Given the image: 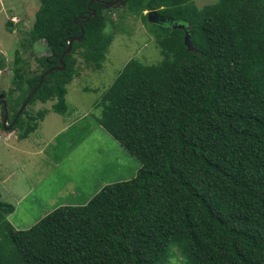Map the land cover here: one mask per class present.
Instances as JSON below:
<instances>
[{"label":"trees","instance_id":"trees-1","mask_svg":"<svg viewBox=\"0 0 264 264\" xmlns=\"http://www.w3.org/2000/svg\"><path fill=\"white\" fill-rule=\"evenodd\" d=\"M39 1L22 44L44 40L48 54L29 75L16 52L10 122L29 96L65 114L78 57L100 69L114 37L100 1ZM121 2L144 23L150 11L161 18L149 25L162 60H130L98 103L99 125L140 167L27 230L8 222L14 207L0 200V264H264V0ZM22 115L19 139L38 126L25 109L12 129Z\"/></svg>","mask_w":264,"mask_h":264},{"label":"rangeland","instance_id":"rangeland-1","mask_svg":"<svg viewBox=\"0 0 264 264\" xmlns=\"http://www.w3.org/2000/svg\"><path fill=\"white\" fill-rule=\"evenodd\" d=\"M214 1L194 0L198 7ZM39 6V0H0V57L4 61L0 94L13 89L17 51L22 60L19 65L29 75L38 67L37 58L48 54L44 40L31 48L22 44ZM106 9L111 11L105 31H113V41L100 69L87 67L78 57L79 75L66 86L67 112H52L56 100L28 104L25 109L36 117L38 126L26 140L18 138L26 116H21L14 129H2L3 120L0 124V200L14 207L6 217L16 230L31 228L58 207L87 203L105 185L131 179L140 167L99 125L98 103L130 60L154 65L162 56L148 18L144 23L124 5ZM13 121L9 116L7 125ZM6 141L10 143L5 147ZM171 264L182 263L174 258Z\"/></svg>","mask_w":264,"mask_h":264},{"label":"water","instance_id":"water-1","mask_svg":"<svg viewBox=\"0 0 264 264\" xmlns=\"http://www.w3.org/2000/svg\"><path fill=\"white\" fill-rule=\"evenodd\" d=\"M93 1H100L102 3V5L105 6L106 8L109 7V6H113V7L114 6H116V7L123 6L121 0H113V1L92 0V2ZM94 15H95V10H92L91 12L88 13L87 18L85 20H83V22H88L89 19H90V17L91 16H94ZM153 16L157 17L156 11H150V12H148L147 13L148 21H150V22H156L158 20L157 19L158 17L155 20H153V18H152ZM177 27L184 28V25H177ZM83 33L84 32L82 31L80 36L74 37V38H72V39L69 40V42H68V48L65 50V52L61 56L60 66L57 68L58 70H63L65 68L64 63L62 61L63 58H64V56H66L70 52L73 41H75V40H81L82 39ZM184 43L187 46V48H190L191 47L190 36L187 33V31L185 32ZM49 71H51V70H49ZM45 74H48V72H46ZM41 80H42V78H41ZM29 101H30V96L20 106V108H19V110H18V112H17V114L15 116L14 121L12 123H10L9 126H7V121H8V108H7L6 101L4 99V94H0V105H2L3 106V109H4V117H3V128L4 129H10V128H12L14 126L15 120L20 116V114L22 113V111L29 104Z\"/></svg>","mask_w":264,"mask_h":264},{"label":"crops","instance_id":"crops-1","mask_svg":"<svg viewBox=\"0 0 264 264\" xmlns=\"http://www.w3.org/2000/svg\"><path fill=\"white\" fill-rule=\"evenodd\" d=\"M36 130H37V129H36ZM36 130H35V131H36ZM35 131H34V132H35ZM34 132H32V133H34ZM32 133H31V134H32ZM31 134H29V136H30ZM29 136H28L27 138H25L24 140L28 139ZM20 140H23V139H20ZM9 143H10L9 141H6V142L4 143L5 147L8 146ZM39 147H40V146H38V147L36 146L37 149H38Z\"/></svg>","mask_w":264,"mask_h":264},{"label":"flooded vegetation","instance_id":"flooded-vegetation-1","mask_svg":"<svg viewBox=\"0 0 264 264\" xmlns=\"http://www.w3.org/2000/svg\"><path fill=\"white\" fill-rule=\"evenodd\" d=\"M103 1H106V0H103ZM111 1H113V0H111ZM157 17L153 16L152 18H153V20H155ZM159 19H161V18H159Z\"/></svg>","mask_w":264,"mask_h":264}]
</instances>
